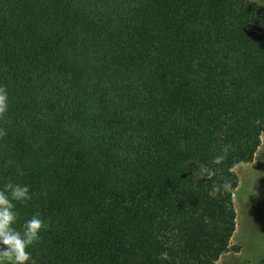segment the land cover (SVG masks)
I'll return each instance as SVG.
<instances>
[{
	"label": "trees",
	"instance_id": "trees-1",
	"mask_svg": "<svg viewBox=\"0 0 264 264\" xmlns=\"http://www.w3.org/2000/svg\"><path fill=\"white\" fill-rule=\"evenodd\" d=\"M0 87V184L29 187L17 226L47 224L37 264H216L231 250L234 168L264 134L262 5L0 0Z\"/></svg>",
	"mask_w": 264,
	"mask_h": 264
},
{
	"label": "clouds",
	"instance_id": "clouds-1",
	"mask_svg": "<svg viewBox=\"0 0 264 264\" xmlns=\"http://www.w3.org/2000/svg\"><path fill=\"white\" fill-rule=\"evenodd\" d=\"M8 108V96L3 87H0V116ZM5 135L0 129V136ZM222 153L226 149L221 150ZM224 159L223 154L215 155L211 159L214 165H220ZM211 169L204 164L197 166L198 179L211 178ZM229 190L231 182L222 179L219 185L213 183L212 191L220 189ZM32 199L29 187L26 184L11 181L0 184V264H37L31 249L39 242L42 231L47 224L39 213H33L17 226V204H25Z\"/></svg>",
	"mask_w": 264,
	"mask_h": 264
},
{
	"label": "rangeland",
	"instance_id": "rangeland-1",
	"mask_svg": "<svg viewBox=\"0 0 264 264\" xmlns=\"http://www.w3.org/2000/svg\"><path fill=\"white\" fill-rule=\"evenodd\" d=\"M264 7V0H252ZM238 186L234 191L237 226L231 250L216 264H261L264 259V134L250 163L234 168Z\"/></svg>",
	"mask_w": 264,
	"mask_h": 264
}]
</instances>
